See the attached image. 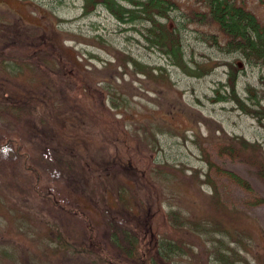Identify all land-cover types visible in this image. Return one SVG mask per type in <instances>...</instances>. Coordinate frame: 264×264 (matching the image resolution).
Wrapping results in <instances>:
<instances>
[{"label":"rangeland","instance_id":"1","mask_svg":"<svg viewBox=\"0 0 264 264\" xmlns=\"http://www.w3.org/2000/svg\"><path fill=\"white\" fill-rule=\"evenodd\" d=\"M171 1L0 0V264H135L173 220L193 255L158 264H264V66ZM235 2L264 25V0Z\"/></svg>","mask_w":264,"mask_h":264},{"label":"trees","instance_id":"2","mask_svg":"<svg viewBox=\"0 0 264 264\" xmlns=\"http://www.w3.org/2000/svg\"><path fill=\"white\" fill-rule=\"evenodd\" d=\"M132 6L137 7L139 10H126L121 6H116L112 0H85V8L91 7L96 4H103L107 9H111L113 13L118 17L123 19V14L125 16L133 17V11L138 13H143L147 18L155 17V13L167 17L166 11L170 6L173 5L171 0H129ZM204 6L207 8V13H202L201 20L204 22L207 20L209 23H214L217 25L219 30H221L227 36V42L224 46L228 52H236L243 56V58L250 64H256L261 67L264 66V25L257 19V17L246 9L241 4H236V0H202ZM116 6V7H115ZM155 15V16H154ZM156 31V29H155ZM164 38L166 39L164 33L162 36V46L164 43ZM158 41V40H157ZM161 43V42H160ZM174 56L177 55V51L174 47L171 49ZM247 91L251 92L248 87ZM237 102L238 98L232 96ZM257 112V111H256ZM264 115V108L261 112ZM242 144L246 141L241 140ZM246 145V144H245ZM244 145V146H245ZM242 183V179H238ZM181 220H173V226L169 228L168 231H164L162 238H155L154 246L149 252L150 256L142 255V258L147 263L150 260L152 264H158L161 261L168 262L177 255H184L189 252V247L191 246L187 243L182 242L179 237L184 235V228ZM179 225V227H178ZM115 232L112 233V242L120 243L121 247H118L123 256L130 258H140L135 251L136 244L133 241L132 233L127 231L117 232L116 225ZM168 232V233H166ZM178 232V234H177ZM124 242L126 243L124 246ZM184 248V250H183ZM215 248V247H214ZM216 249V248H215ZM228 253V254H226ZM191 254L193 251L191 248ZM214 259L213 264H234V259L232 255H235L232 249L229 248H217L212 252ZM208 262V258L202 259L201 264Z\"/></svg>","mask_w":264,"mask_h":264},{"label":"flooded vegetation","instance_id":"3","mask_svg":"<svg viewBox=\"0 0 264 264\" xmlns=\"http://www.w3.org/2000/svg\"><path fill=\"white\" fill-rule=\"evenodd\" d=\"M30 48L32 47V49H31V57H35L36 58V56H37V52L40 50V49H37V48H35L34 46H29ZM12 59H18V58H15V57H12ZM21 59V58H20ZM24 59V58H23ZM22 61H25V60H22ZM28 61H30V62H33L32 60H28ZM145 255H143V257H144ZM133 263V262H132ZM135 263V262H134ZM135 264H147L146 263V261L144 260V258H140V260H138V261H136V263Z\"/></svg>","mask_w":264,"mask_h":264}]
</instances>
